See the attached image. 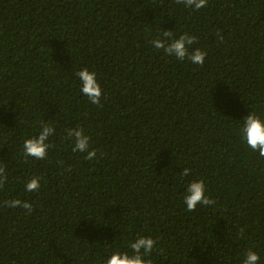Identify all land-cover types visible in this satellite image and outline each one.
<instances>
[{
	"label": "trees",
	"instance_id": "obj_1",
	"mask_svg": "<svg viewBox=\"0 0 264 264\" xmlns=\"http://www.w3.org/2000/svg\"><path fill=\"white\" fill-rule=\"evenodd\" d=\"M164 30L197 37L204 64L156 49ZM252 113L264 120V0H0V264H105L140 236L157 241L152 264H243L249 249L264 264V157L241 132ZM44 124L47 157L25 158ZM77 127L96 159L73 151ZM199 179L215 203L188 211Z\"/></svg>",
	"mask_w": 264,
	"mask_h": 264
},
{
	"label": "clouds",
	"instance_id": "obj_2",
	"mask_svg": "<svg viewBox=\"0 0 264 264\" xmlns=\"http://www.w3.org/2000/svg\"><path fill=\"white\" fill-rule=\"evenodd\" d=\"M177 3H183L187 7L194 10H200L208 5V0H176ZM217 38L223 42V36L219 31L216 33ZM163 38H155L151 44L156 49H162L168 56H174L179 61L189 60L196 65H203L206 51L199 48L192 49L197 42V37L184 33L178 38L173 37L172 31L164 30ZM190 49H192L190 51ZM80 81V91L86 96L90 103L100 106L102 90L97 81L96 73L90 72L87 68H83L76 73ZM243 139L247 146L259 156L264 157V120L257 113L248 114L244 117L241 129ZM55 129L47 124L42 125L41 131L35 137L24 140L23 155L25 158L32 157L36 160H43L48 155V149L52 146L48 143L49 137L54 135ZM67 137L74 141L73 151L85 153L88 160L96 159V149L90 150V137L86 135L82 128L66 129ZM103 155V153H101ZM190 169L182 170L181 176H188ZM7 182L6 169L0 166V187ZM40 188V178L33 177L25 185V190L36 192ZM183 201L188 211H194L198 205H213L215 201L206 194V184L203 179L193 180L187 184ZM9 208L21 207L29 214L32 212V205L27 201L19 199L9 200L5 202ZM157 241L150 236H140L130 243L132 255L127 252H114L105 261V264H152L151 259L145 257L150 256ZM259 255L249 249L245 253L243 264H259Z\"/></svg>",
	"mask_w": 264,
	"mask_h": 264
}]
</instances>
